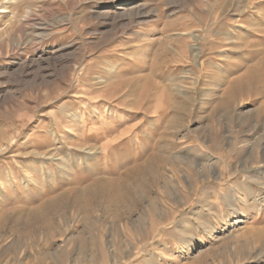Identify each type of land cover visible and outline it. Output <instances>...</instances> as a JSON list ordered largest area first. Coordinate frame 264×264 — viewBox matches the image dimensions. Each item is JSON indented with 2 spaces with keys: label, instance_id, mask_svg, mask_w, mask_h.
<instances>
[{
  "label": "rangeland",
  "instance_id": "obj_1",
  "mask_svg": "<svg viewBox=\"0 0 264 264\" xmlns=\"http://www.w3.org/2000/svg\"><path fill=\"white\" fill-rule=\"evenodd\" d=\"M0 264H264V0H0Z\"/></svg>",
  "mask_w": 264,
  "mask_h": 264
},
{
  "label": "bare ground",
  "instance_id": "obj_2",
  "mask_svg": "<svg viewBox=\"0 0 264 264\" xmlns=\"http://www.w3.org/2000/svg\"><path fill=\"white\" fill-rule=\"evenodd\" d=\"M239 8V7H238ZM137 13H138V11H137ZM212 161L211 160H209V161H206L205 162V164H203V167H205L206 169H213L212 168V165L210 164ZM217 163V162H216ZM205 170V169H204ZM211 172V171H210ZM223 174H225V173H223ZM215 175H216V173H215ZM211 176V175H210ZM204 177V176H203ZM204 179V178H203ZM201 183H202V181H201Z\"/></svg>",
  "mask_w": 264,
  "mask_h": 264
}]
</instances>
